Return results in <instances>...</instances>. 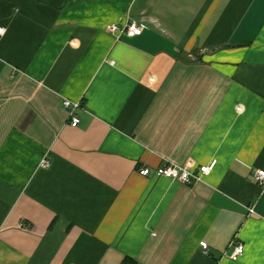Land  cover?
Here are the masks:
<instances>
[{"label": "crops", "instance_id": "1", "mask_svg": "<svg viewBox=\"0 0 264 264\" xmlns=\"http://www.w3.org/2000/svg\"><path fill=\"white\" fill-rule=\"evenodd\" d=\"M0 28V264H264V0H0Z\"/></svg>", "mask_w": 264, "mask_h": 264}, {"label": "built area", "instance_id": "2", "mask_svg": "<svg viewBox=\"0 0 264 264\" xmlns=\"http://www.w3.org/2000/svg\"><path fill=\"white\" fill-rule=\"evenodd\" d=\"M144 27L137 24L131 23L124 28H120L117 25H110L107 30L112 34H125L129 37L139 36L143 33ZM4 33V29L0 28V34ZM81 107V103H74L69 100H65L63 104L64 110L67 112L71 126L77 127L80 123L79 117L76 115V110ZM217 159H212L208 164L198 166L193 161H188L185 165H176L174 163H166L158 167L155 170V175L160 178H167L172 181H177L185 185H191L194 181H200L204 176L211 174L217 166ZM48 161L43 160L42 165H47ZM150 169L147 167H142L139 173L142 176H149ZM253 181L264 188V170H257L253 174ZM253 212V209H250ZM245 247L243 244L239 243L234 246L233 252L230 255L231 260L238 261L239 258L244 254Z\"/></svg>", "mask_w": 264, "mask_h": 264}, {"label": "trees", "instance_id": "3", "mask_svg": "<svg viewBox=\"0 0 264 264\" xmlns=\"http://www.w3.org/2000/svg\"><path fill=\"white\" fill-rule=\"evenodd\" d=\"M124 264H134L131 260H126Z\"/></svg>", "mask_w": 264, "mask_h": 264}]
</instances>
